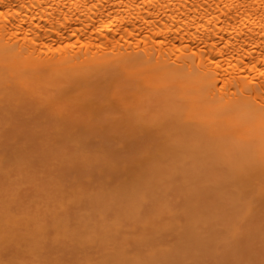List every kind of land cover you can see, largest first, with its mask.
Wrapping results in <instances>:
<instances>
[{
	"label": "bare ground",
	"instance_id": "obj_1",
	"mask_svg": "<svg viewBox=\"0 0 264 264\" xmlns=\"http://www.w3.org/2000/svg\"><path fill=\"white\" fill-rule=\"evenodd\" d=\"M106 75L110 77L107 76L108 79H106V81L111 79V76L112 78L114 76L115 81L121 80L129 85L127 86L126 83L122 82L124 84V86H122L124 90L126 88L123 92V88L120 89L118 87L122 85L121 81H116L118 85H116V83L115 85L117 87H112V96L110 93L109 95L105 93V95H108L107 98H109V102L107 101L108 103H106V101H103L105 102L104 104H98L97 102H101V100L97 102L93 100L97 89H93L92 82L96 78H98V82L99 80L103 81ZM111 81L115 83L113 79H111ZM111 81L109 80L108 82ZM117 89H119V91L122 90V92H118V96L115 94V98L113 93H117ZM94 90L96 92H94ZM112 97L113 99L110 101ZM30 106H33V108L31 107L30 110L31 115L28 112V118L31 119L32 116L35 119L38 116L46 117L51 121L57 122L54 124L55 127L61 121L64 124L65 119H82V123L84 119H89L90 121L97 117L96 114H93V111L96 110L100 113L105 109H107L108 113L114 110L116 111L114 114L116 115V117L114 116L115 126L117 127L118 124L116 121L118 120L120 124L122 122L125 123L126 126H120V130L122 131L123 128L125 135L131 133V136H133L132 132L141 133V131L144 130L141 133L142 135L145 133V136L148 135L147 137H151L149 135L153 132L152 136H157L161 140V143L157 145L163 146V150L160 148L159 151H157L158 147L155 146L157 152H154L160 156V158L158 156L160 160L157 162L158 158L156 155V163L152 160L155 164V166L152 164V167H154L152 169H160L162 167L165 169L168 167L163 166L165 165L164 162H171H167L168 165L173 162L174 165L177 166L174 167L178 175H181L179 177L183 179L181 183L184 184L185 182L187 186L184 188L186 193L188 189L191 188L192 190L194 189V192L198 193L197 195H199L201 191L202 194L205 192L206 197L208 196L207 199H210L209 197L213 195L214 198L212 199L211 197L212 201L209 200L211 201L209 202L210 204L208 202L204 203H207L206 207H209L211 210V212L207 214L209 208L207 209L204 206L202 208V206L198 205L204 199L201 197L202 195H199L200 202H198L195 197H190L191 195L188 193L186 197L185 194L181 196L179 191V193H175V197L176 194H179L183 201L189 197L192 201L193 198L192 202L187 199V201H185L187 204L185 203L186 205L184 207L180 206V213L183 217L179 219L181 215L178 216V210L176 213L177 207L176 209L174 208L175 210L172 212V208L168 205V201L162 200L165 202L161 203L160 199V195L164 196V189L170 188V185H172L170 184V180L176 181L180 179L179 177L177 178V176L175 179V175L173 177V174H170L171 177L169 178V170L165 171L166 169H160L159 171L158 169L160 174L155 175L156 177L159 175L158 179L162 185L165 182L164 180L167 182H165L166 185H169L165 188L162 187L163 191L157 190L156 192L157 187H155L151 181L152 175L149 176V179H146L147 181L144 179L145 183L141 180V182H143V189L142 185L140 186L137 182L134 183L135 186L134 184H132L133 186L130 185L131 188L128 187L129 185L127 183L126 188H128V190L134 187L132 192L126 191L127 189L121 191L119 187L120 183L113 184V187L111 185L114 192H111V197H108L110 203L114 204L115 201L116 203L119 201L117 203L118 207L116 205L113 206H115L114 208L117 209L118 212L119 209H122V214L124 216L128 208L125 206L130 204L128 210L131 209L130 211L132 212L133 210V212L130 213V211H128V213L136 216L134 219L132 217L133 223L134 221H140V229L134 224L130 225V222L127 223L128 219H126V216V222L123 221L124 217L122 221L119 220V218L121 219L119 213L117 217L113 219L112 214H110L108 210V214L107 212L106 214L109 217L111 215L110 218L113 219H111L112 221H108L104 216V212H99L98 210L97 215H90L91 218L96 219H94L95 221L89 218L85 220V211L81 212V210H79L81 214H78V209L76 210L73 206L74 201L81 200H73V195L71 194V202L70 198V200H68L63 196V201L67 199L68 202L66 201V204L69 206L71 202V207H74H72V210H76L75 212H77L79 217L83 216L81 218L82 221L76 223H84L83 228L89 231L88 236H85V238L88 241H92L91 243L95 244V241L99 240L98 242H100L102 240V246L105 248L108 239L114 238L115 235L118 236V232L119 234L123 233L122 238L124 239L121 241L123 246H121V242H119L121 245L117 243L118 246L120 245L119 248L116 245L118 250L120 247L121 249L118 251L114 246L116 248H114V250H116L117 254H114V251H112V253L107 250V254L109 253L110 255V253H112V255H115V258L112 257L115 264H181L180 261L177 260L178 257H175V255H178L181 260V255L184 257V255H188L189 252L187 254L186 251H182L186 254H181L179 249H183L184 247L182 245H187V242L188 246L190 245L189 250H192L191 245L194 243L199 247L198 249H200V243L197 244L196 242L197 240L200 242L199 240H201V237H203V240H206L205 242H208V244L212 242L213 245L211 248L213 246L215 247V249L214 247L212 248L211 251H213V253L210 255L209 252L211 251L208 250V254V247H205L207 244L203 245V243H201L204 247L203 251L206 248L203 256L208 255L211 258L212 255H217L220 250L224 249L220 247L219 250L218 246L233 244L236 247L233 249L232 253H228L227 256L232 254V258L235 259V252L238 251L236 255L240 257L237 258V263L264 264V0H0V118H9L8 112L14 110H20V114L22 115V111L24 112L25 108L30 109ZM28 109L26 110L29 111ZM17 112L18 111H14L12 113L15 114ZM25 112L23 114H25ZM20 114L17 113L18 117L16 114L15 116L20 118ZM10 115L12 114L10 113ZM21 118L24 120L23 117ZM105 118L108 120L110 117ZM38 119L42 120L40 118ZM100 120L101 119H99V121ZM6 121L8 120H2V122ZM68 121H66V123ZM128 121L132 127L127 124ZM48 123H50V121H48ZM126 127L129 130H127ZM111 131H115V129L113 130L112 127ZM127 137H129V135ZM67 143L70 144V141L68 140ZM155 143L156 142H154V144ZM79 150L80 147L78 151ZM145 152L148 154L145 157L143 156L144 160H142L143 158L140 160V167L145 163L142 161H146L145 164L148 163V160L145 159L150 160V156L154 159V153L150 155L149 151L147 152L146 150ZM166 152L174 153L175 157L174 154H172L169 159L167 155L170 154ZM165 155L168 158H164ZM162 157L166 161H164ZM52 159L54 160L55 158ZM57 160L58 159L54 161ZM140 161H136V167L138 166L137 162ZM163 170L167 172L166 175H162ZM140 171L142 170L140 169ZM154 172H156V170H154ZM138 173L139 171L137 175ZM160 175L163 176L162 178H164V180L161 181ZM134 177L137 179V176ZM166 178L168 180L170 179L169 182ZM129 179L132 180L131 177ZM135 179L133 180L134 182ZM140 179L141 178H139V181ZM130 183L133 182L131 181ZM125 184L126 183H124V187ZM147 184L150 185L148 186ZM183 184L181 186L182 188L185 186ZM116 185H119L117 186L118 189H116ZM57 188L54 189V195ZM146 188L149 190H146ZM171 188L168 189L169 191H166H173V188ZM64 189L65 188L62 189L64 192L63 195L66 192ZM93 189H95V187ZM97 189L99 188H96V190ZM150 189L155 190V194L153 193L155 198L151 194L153 190ZM74 190L76 189H73V191ZM104 193H106V191L102 192V194ZM91 194L87 193L88 196H91ZM112 194L114 197H112ZM74 195L76 196V193H74ZM92 195V199H97V202H99L98 198L95 197L96 195ZM133 195L134 202H132L131 205V203L128 202V198L130 197V199H133V197H131ZM144 195L150 196L153 198V201L156 200V202L160 200L158 203L163 205H155L158 207V210H160L157 211L159 216L155 212L154 214L156 215L154 218L152 215L153 219L150 216L147 222L142 223L139 219L140 216L143 215V212L139 210L143 207L145 212V200L150 199L148 197L145 198ZM156 195H159L158 201ZM166 195L167 194H165V197ZM58 196L55 195L60 202L61 195L59 194ZM137 196L138 199L136 200ZM51 198L49 197L50 202H48L50 206L51 204L54 205L53 203L56 204ZM111 199L114 200L112 201ZM123 199L127 202L125 203ZM207 199L205 200L207 201ZM214 199L216 202L218 201V203L224 201V205L226 203L225 209H223L222 204L218 206V203L216 204V202L213 201ZM95 200L94 202H96ZM7 201L6 199L5 204ZM10 201L13 202L14 200ZM10 201H8L9 204ZM89 201L92 202L93 200L90 199ZM45 202H43L44 206ZM174 202L176 203V201ZM110 203L108 204L110 205ZM121 203L125 205H123L124 208H122ZM172 203V207L177 206L175 203L173 206ZM214 203L215 206L217 205L216 207L213 205ZM63 204L65 207L62 204H60V209L58 207L59 211H61V215L58 212L60 220L63 218L62 209L65 211L64 208H67L65 201ZM96 204L98 205L99 203H95V206ZM135 204L138 205H136L137 208H135ZM140 204L141 207L139 206ZM142 204L144 206H142ZM58 205L59 203H57V206ZM210 205L212 207L214 206L215 209H212ZM77 206L81 207V204H77ZM69 207L67 212L70 213L73 218V211L69 210ZM156 207L155 209L157 210ZM219 207H222L221 210ZM5 208L6 206L4 209ZM56 208L57 207H55V209ZM217 208H219V210ZM34 210H38V216V206H35ZM189 210H191V212H189ZM214 210H218V212ZM3 211L0 210L1 213ZM197 211H201V213L198 215ZM204 211H206V213ZM5 212H7L6 209ZM32 212L33 210L30 212V216L33 215ZM140 212L141 215L139 216ZM147 212L149 213L148 208ZM167 212L169 214L172 212V215H174L173 219L178 217V226L175 225L177 219L172 223L171 220L173 219L165 216ZM220 212L221 216L219 215ZM222 212H224V214ZM148 213H146L145 216H148ZM225 213H229V215ZM7 214L3 216L10 222L8 220L10 218L7 217ZM27 214L29 216V212H27ZM64 214L66 215V213ZM190 214H194L195 218L193 219V216ZM195 214H197V216ZM70 215L68 214L67 216ZM28 216H25V218H27L24 219L25 222L21 219L23 221L21 224H19V218H21V216L18 217V223H10V226L8 225L9 223L6 222V219L2 222L3 224L5 223L7 227L5 226L6 229L4 230H2L4 227H2V229L0 228L1 246L4 244L3 242L7 240L5 235L8 236V233L6 234L5 232L6 230L10 231V227H14L16 237L20 235L19 226L20 229L21 227L29 228V226L31 228L32 224L27 225L28 222H32ZM40 216L43 217L41 213ZM10 217H12V215ZM41 217V223L45 220L47 222L50 218V225L56 220L55 225L57 226L55 227L53 225L52 227L56 232L51 229L49 230L52 231L53 234H56L54 235L57 239H54H56L57 242H62L59 241L60 239L58 237L62 240L63 237L65 238L64 235L67 234L69 229L67 222H65V225H61L62 223H59L60 220L58 217L55 219L56 217L52 216L54 218L53 220L51 214L48 216V219L44 217V219L42 218L41 220ZM235 217L239 218L237 219L238 226H236L237 221H234V219H236ZM31 218L34 217L32 216ZM165 218H167L168 223H172V225L167 224V221L164 220ZM170 218L171 220L169 221ZM191 218L193 220H191ZM161 219L165 221L166 224ZM182 219L185 220L183 223L181 222ZM210 219L212 220L210 221ZM215 220H217V222L222 221L221 224L218 222L220 225H223L222 223H226L228 220V222L224 224L226 230L222 229L223 227L218 225L217 222L214 224L218 227L214 229L215 227H213L212 223L215 222ZM120 221L121 223L125 222L129 224L131 226L130 228H134V231L141 230L138 232L136 231V239H134L135 235L132 236L135 232H132L133 230L131 231V229L130 234L128 233V235L132 237L131 239L129 236V239L126 237V233L124 235L123 230L128 232L129 229L126 228L125 224V226H122L123 223L120 225ZM35 222L37 224V220L33 221L34 224ZM40 222L38 223L39 225L32 226V230L34 229L33 233H35L33 236L35 238L38 237L40 233L42 236L43 233H45V226L43 223L40 224ZM72 222L73 221H71V224ZM159 222L164 224L160 223L161 226L159 227ZM58 223L60 224V228L58 227ZM154 225L155 227L156 225L158 226L156 227V231L155 227H153ZM209 225L212 226L213 229L212 227L209 228ZM76 226L74 225V227ZM46 227H48V224H46ZM122 227L123 230H121ZM200 228H203V231L200 230ZM29 229H27V231L31 233ZM149 229H152L151 231L154 229L156 233L155 237H152L148 233ZM207 229H209V231L210 229H212L211 231L217 230V233L212 232L214 236H211L207 234ZM221 229L223 233H225H222V235L219 233L221 236L220 238L218 231H221ZM16 230L19 231L16 232ZM24 230L26 229H21V233H24ZM79 231L81 233L83 230L79 229ZM171 231H174L173 233L177 236V240L175 241L177 244L174 242V248L173 244H170L172 247H167L166 245L163 247V244L161 246L160 243L162 241L164 243V236H167L163 234H172ZM204 231L206 232L203 233ZM83 232L80 235H84ZM116 232L117 234H115ZM184 232L187 234L189 233V236L184 235ZM72 233L73 231L70 230L68 236ZM99 235L100 237H98ZM206 235L209 236V238L211 236L212 239L207 238ZM9 237H11V235ZM107 237L108 239H105ZM120 237H117V240H119ZM147 237L150 239H147ZM173 237L174 234L171 240H173ZM215 237L220 239V243L218 242L219 239H217V242L214 240L216 239ZM27 238L30 237L28 236ZM151 238L154 240L156 238L158 239L155 241L162 240L158 244L159 246L156 244L157 249L151 250L150 246L148 245V247L146 245L149 241L153 244L154 240L152 239L153 241H151ZM184 238L187 242H184ZM188 238H191L190 241H196L190 244ZM126 239L130 240L132 243L126 241ZM132 239H134V242ZM207 239L209 240L207 241ZM65 240L67 241L70 239L66 238ZM39 241H42V237ZM125 241L130 243L128 244L130 249L131 246H133L131 244L135 243V247L145 244L150 251H146L145 249L146 253L145 251H140V253H144V256H140V253H136V255L134 253L133 256L128 255V253H124L127 248V244H124L126 243ZM85 243L86 242H84V244ZM111 243L113 244L114 242ZM111 243L109 242V244ZM195 245H193L195 251L193 250V253H190L193 254L194 257L196 254H199L197 253L198 251L196 252L197 247ZM86 246H89V244L84 245V247ZM98 246L100 247V245H97V247ZM33 247L35 248V246ZM176 247L178 248L176 249ZM110 249L112 250V247ZM135 250H137V248H135ZM2 251L1 248L0 253ZM173 251L174 253L172 256L171 254ZM34 252H36V249ZM37 253H39V251ZM34 254L35 253L31 254V258L36 261L40 258V255L36 258L33 257ZM188 256L190 257V255ZM21 257L19 255V259L17 260L19 261ZM24 257L28 258V256ZM24 257L22 259L26 260ZM104 257L102 255V258ZM1 258L0 261H3ZM184 258L182 259L183 261L181 260L183 264L193 263L192 260L189 262V259L188 262L186 261V263H184ZM218 258L222 260L221 256ZM193 259L195 261V258ZM200 259L201 258L197 257V260ZM101 260L102 259H100L98 263L101 264ZM105 260L106 258L104 261ZM11 261L13 260L11 259ZM21 261L18 263L21 264ZM27 261H29V258ZM235 261L237 260H234V262ZM211 262L213 261L211 260L210 263ZM224 262H227V259L224 260ZM96 263L97 261L94 262V264ZM12 264H16V261ZM27 264H33V262ZM45 264H47V262ZM229 264H233V261Z\"/></svg>",
	"mask_w": 264,
	"mask_h": 264
},
{
	"label": "rangeland",
	"instance_id": "obj_2",
	"mask_svg": "<svg viewBox=\"0 0 264 264\" xmlns=\"http://www.w3.org/2000/svg\"><path fill=\"white\" fill-rule=\"evenodd\" d=\"M107 76L109 77V75H106V76H104V80L102 81V80H99V82H98V78H96V79H94L93 80V82H96V83H93L92 82V87H94L93 89H97L96 91L94 90V92H96V95H94V97H93V100H95L96 102L97 101H99V100H101V102L99 101V102H97L98 104L99 103H105V102H103V101H106V103H108L109 102V98H107L108 97V95H109V93H110V95L112 96V87L114 88L116 85H118V82H116V81H119V80H116L115 81V78H114V76H113V78H112V76H111V79H113L114 81H115V83H113V81H111V79H109L111 82H108L109 80H107L106 81V79H108L107 78ZM106 77V78H105ZM100 78V77H99ZM110 78V77H109ZM121 81V80H120ZM119 81V82H120ZM108 82V83H107ZM122 82H124V81H121V83ZM100 83H102V84H100ZM107 83V84H106ZM117 83V84H116ZM124 83H126V82H124ZM111 84V85H110ZM114 84V85H113ZM116 84V85H115ZM127 84V83H126ZM126 84H125V86H126ZM120 85V84H119ZM129 84H127V86H128ZM122 86H124V84L122 83V85L121 86H118L120 89L121 88H123L122 90H123V92L126 90V88H125V90H124V87H122ZM126 86V87H127ZM117 87V86H116ZM101 92H103V93H101ZM115 90V89H114ZM122 90L121 91H119V89H117V93H115L114 91V97H115V94H117V96H118V92H122ZM107 91V92H106ZM100 92V93H99ZM105 93H107L108 95H105ZM100 94V95H99ZM97 95H99V96H97ZM102 95V96H101ZM121 95H122V93H121ZM101 96V97H100ZM98 97V98H97ZM97 100H96V99ZM116 98V97H115ZM119 98V97H118ZM111 99H113V97L112 98H110V101H112ZM108 101V102H107ZM102 104V105H103ZM31 107L33 108V106H30V109H28V108H25V111L27 112H25V114H23L24 112L22 111V115L20 114V110H14V111H18L17 113H19L20 114V118H17L18 116H17V113H15L16 114V116H15V114L14 113H12V112H14V111H9L8 113V116H10L9 118H0V210L1 211H3L2 213L0 212V216L2 217L3 215H6L7 214V212H8V218H10V219H8L10 222H8L7 221V218H5L4 216L0 219V221H1V229H2V227H4L2 230H4V229H6V227H7V225H5V223L3 224L2 222L6 219V222H8L9 224V226H10V223H14V222H17L18 221V217L19 216H21V218H19L20 219V223L19 224H21V222L23 223V221L25 222V220L24 219H27V218H25V216L27 217L28 216V214H27V212H29V219L32 221V222H28L27 223V225H31L32 224V226L34 225H39L38 223L40 222V213H41V215L43 216V217H41V220H42V218L44 219V217L46 218L47 217V219L49 218L48 216L51 214V218H53V217H56L55 219H57V217H58V212H59V214H60V212L61 211H59V209H60V204H62L63 206H64V201H65V205H66V207L67 208H64L65 209V211H63V209H62V217L63 218H61V220L59 219V217H58V219L60 220L59 221V223L61 224V225H65V222H67V226L69 227V229H68V232H67V234L66 235H64L65 236V238L63 237V240L60 238V237H58L59 239V241H62V242H57V237L53 234V232L52 231H50L49 229H51V230H53L52 229V227H53V225L56 227L57 225H55V222H56V220H55V222L54 223H52L51 225H50V218H49V220L46 222V220L43 222L42 221V223H43V225L45 226V233H43V236H42V234L40 233V235L38 236V237H34L33 236V234H35V233H33L34 231V229L32 230V226H31V228H30V226H29V228H23V227H21V229H26V230H24L23 232L25 233H21V229H20V226H19V230H20V235H19V232H18V235H19V237L17 238L16 237V233H15V229H14V227H10V231H7L6 230V234L8 233V236L7 235H5V237H6V241L5 242H3L4 244H2V246L0 247V251H1V248H2V252L0 253V256L2 257H0L1 259H3V261L1 260L0 262H1V264H12L13 262L15 263V261H16V264L18 263V262H20L21 261V259L24 257V256H28V258H29V261H27L28 260V258L27 257H24L26 260H23L22 259V261H21V264H27V263H31V262H33V264H45L46 262H47V264H85V263H87V264H91V263H93L94 264V262H96L97 261V263L96 264H100V263H98L99 262V260L100 259H102L103 260V262H102V260L100 261L101 262V264H103L104 262H106V263H104V264H115V262L112 260V257L113 258H115V255H112V251H114V254L116 253L117 254V252H116V250H114V248L116 247L117 248V246H118V244H120L119 242H121L122 241V239H124V238H122V236H123V233H121V234H119V232H118V236H116L115 235V237H114V234H113V237L114 238H110V239H108V237L107 238H105V239H108V243L106 244V247L104 248L103 246H102V243H101V241L100 242H98V241H95L96 243L94 244V243H91L92 241H88L86 238H85V236L87 237L88 236V230H86V229H84L83 228V226H84V223H80V224H78V223H76V222H78V221H82V217H79V215L78 214H81V212H84L85 213V215H86V217H85V220L86 219H95V218H91L90 217V215L92 216V215H97L98 214V212H97V210L99 211V212H104V216L106 217V219L108 220V221H112L114 218H116L117 217V214L119 213V216L121 217V219L119 218V220H121L122 221V219H123V217H124V219H123V221H125L126 222V220H125V216H126V219H128L127 221V223H129L130 225H136V227L138 228V229H140L139 227H141L140 226V221L138 222L137 220V222H135L134 221V223H133V219L134 218H136V216L135 215H133V214H130V213H132L133 212V210H132V212L130 211V210H128V208H129V206H130V204L128 205L127 204V206H125L123 203H124V201H125V199H123L124 201H123V203H121L122 204V208H124L123 207V205L125 206V207H128L127 208V210H126V212L127 213H125L126 215L124 216L123 214H122V209L120 210L119 209V212H118V210L117 209H115L114 207L115 206H113V205H116L117 206V203L119 202H117L116 203V201H115V203L113 204H111L110 203V200H109V198L108 197H111L110 196V194H111V192H114L113 191V189H112V187L115 185V184H119L120 183V186L119 185H116V187L117 186H119L120 187V189H121V191H125V189H127L126 191H129V192H132V190H134V187L132 188V189H129L128 190V188H126V186H127V183H128V187H130V185H132V184H134V183H138V184H140V186L142 185V183L144 182L145 183V180L146 179H149L150 177L149 176H151L152 175V177H151V181H152V183H153V185L155 186V187H157V189H156V192H157V190H162L163 191V188L162 187H168L167 185H166V180H164V178H162L163 176V174L164 175H166V173L167 172H164V170L165 171H167V170H169L168 171V173H169V178L171 177V175L170 174H173V177H174V175H175V179H176V176H177V178L179 177V176H181L180 174L178 175V173H177V170H176V168L175 167H177V166H175L174 165V163L172 162V164H169L168 165V163L167 162H169V161H167V162H164L165 163V165H163L162 163V165L163 166H166V167H168V168H160V169H164L163 170V173H162V175H160L161 176V181L162 180H164L165 182H164V186L161 184V182L159 181V175L156 177L155 175L156 174H160V169L159 168H157V169H152V168H154V167H152L153 165L155 166V164L153 163V161L156 163V161L155 160H157V159H155L156 158V155H157V153H154V152H157V151H159V149L161 148V150H163L162 149V147L163 146H161V145H157V144H159V143H161L160 141V139L156 136V137H153L152 135H153V132H151L152 134L151 135H149V136H151V137H147L148 135H146L145 136V133H144V135H142L141 133H142V131H144V130H140L141 131V133H136L134 130V132H132V135L133 136H131V133H127L128 135H129V137H127L128 135L126 134L125 135V133H124V131H123V128H122V131L120 130L121 129V127L120 126H123V125H125L126 126V124L125 123H121L120 124V121L118 120V121H116L117 122V127L115 126V120H114V116L116 117V115H114L115 113H116V111H110V113H108L107 112V109H105V110H103L101 113L98 111V110H96V111H93V114H96V116L97 117H95V118H93V119H91L90 121H89V119L88 120H86V119H84V121H83V123L81 122L82 121V119H79V120H73V119H68V120H70V121H68V120H66L65 119V121H64V124H63V122H62V124H61V122L55 127L54 126V124H56L57 122H55V121H51L49 118L47 119L46 117H36V119L32 116H30L31 117V119L30 118H28L29 116H27V115H29L28 114V112L30 113V110H31ZM26 109H28L29 111H27ZM106 113H105V112ZM10 113L12 114V115H10ZM103 113H104V115H103ZM2 114H5V113H2ZM13 114H14V117H13ZM30 115H31V113H30ZM101 115V116H100ZM7 116V117H8ZM0 117H1V113H0ZM21 117H23L24 118V120L21 118ZM26 117V118H25ZM105 117H110V118H108V120H106V118ZM12 118H13V120H12ZM33 118V119H32ZM38 118H40V119H42V120H39ZM4 119H7L8 121H6V122H2V120L4 121ZM22 119V120H21ZM99 119H101L100 121H99ZM11 120V121H10ZM34 122H33V121ZM74 121V123H73V121ZM95 120V121H94ZM32 121V122H31ZM48 121H50V123H48ZM66 121H68L67 123H66ZM93 122V123H92ZM111 122V123H110ZM53 123V124H52ZM120 124V125H119ZM127 124L129 125V126H131L130 125V123H129V121L127 122ZM62 125V126H61ZM106 125H107V128H106ZM115 126V128H114V126ZM128 126V127H129ZM112 129V127H113V130L115 129V131H111V129ZM132 127V126H131ZM125 129V128H124ZM126 129L127 130H129L130 129V127H129V129L126 127ZM118 130V131H117ZM138 131V130H137ZM141 134V135H140ZM142 136H143V138H142ZM145 138H146V140H145ZM144 139V140H143ZM155 141H154V140ZM68 140L70 141V144L69 143H67L68 142ZM151 140V141H150ZM74 141H76V142H74ZM154 142H156L155 144H154ZM158 147L157 148V151H156V147ZM160 146V147H159ZM79 147H80V150L78 151V149H79ZM147 150V152L149 151V154L151 155V153H152V155H153V153H154V156H153V158L154 159H152L151 158V156H150V160L149 159H145V160H148V163H149V165H148V163L147 164H145L146 163V161H142L144 164L140 167V164H141V159L143 158V156L145 157L148 153H146L145 151ZM167 154H170V155H167L168 157H169V159H170V156L172 155V154H174V153H172V152H170V153H168V152H166ZM68 154V155H67ZM165 154V153H164ZM54 156V157H53ZM158 156L159 155H157V158H158ZM166 157V155L164 156V158ZM168 157H166V158H168ZM174 157H175V154H174ZM173 157V158H174ZM52 158H55L54 160H56V159H58L57 161H54ZM147 158V157H146ZM159 158H160V156H159ZM158 158V160H157V162H159V159ZM163 157H162V159H164ZM137 160H139L140 162H137L138 163V166L136 167L135 166V163H136V161ZM142 160H144V158L142 159ZM153 160V161H152ZM168 160V159H167ZM174 160V159H173ZM172 160V161H173ZM176 160V159H175ZM164 161H166L165 159H164ZM171 161V160H170ZM55 163V164H54ZM169 163H171V162H169ZM52 164H54V165H52ZM153 164V165H152ZM175 164H176V161H175ZM168 165V166H167ZM170 166V167H169ZM175 166V167H174ZM115 169H114V168ZM159 167H161V166H159ZM170 168V169H169ZM140 169L143 171H140ZM158 169H159V171H158ZM146 170V171H145ZM147 170H148V172H147ZM154 170H156V172H154ZM139 171V173H138V175H137V172ZM170 171H172V172H170ZM150 172V173H149ZM142 173H144V174H142ZM131 174V175H130ZM142 174V175H141ZM156 177H154V176ZM134 176H137L136 178L137 179H135V177ZM140 176V177H139ZM128 177V178H127ZM131 177V179L132 180H130L129 178ZM145 177H147V178H145ZM139 178H141L140 179V181H139ZM180 178V177H179ZM135 179V182L133 181ZM145 179V180H144ZM167 179V178H166ZM172 179V178H171ZM124 180V181H123ZM128 180V181H127ZM141 180L143 181V182H141ZM170 180V179H169ZM169 180L167 179V181L169 182ZM183 179H177L176 181H171L170 180V184H172L173 185V187H172V185H170V188L172 187L173 188V191H171L170 190V192H167L166 190H168V189H170L169 187L168 188H166V189H164V192H163V194H164V196H161L160 195V199H161V203L162 202H165V201H162V200H167L168 201V205L169 206H171L170 208H172V212H173V210H175L176 209V207H177V209H176V213H177V210H178V216L179 215H181V213H180V208L181 207H184L187 203L185 202V201H187V199H189L190 197H195V199H197V201L198 202H200L199 201V195H202L201 197H203L201 200V205H200V203L198 204L199 206H202V208H203V206L205 207V208H209V207H206V204H204L205 202H211L212 201V199L214 198L213 197V195L211 196L212 197V199H211V197H209L210 199H207L208 198V196L206 197V194H205V192H203L204 194H202V191H201V193L199 194V195H197L198 193H196V192H194V189L192 190L191 188L190 189H188V194L189 195H191L189 198H187L186 200H182V197H180V195L179 194H176V197H175V193H179L180 192V194H181V196H184V194H185V197H186V192L184 191V188L185 187H187L186 185H185V182H184V184L183 183H181V181H182ZM133 182V183H130V182ZM147 181V180H146ZM185 181V180H184ZM59 182V183H58ZM141 182V183H140ZM149 182H150V180H149ZM172 182V183H171ZM124 183H126L125 184V187H124ZM163 183V182H162ZM181 183V184H180ZM54 184H55V186H54ZM114 184V185H113ZM137 184V185H138ZM169 184V183H168ZM182 184L183 185H185L183 188L181 187L182 186ZM57 185V186H56ZM104 185V186H103ZM111 185H112V187H111ZM148 186L150 185V184H147ZM59 186V187H58ZM61 186V187H60ZM133 186V185H132ZM134 186H135V184H134ZM175 186V187H174ZM51 188V190H50V188ZM55 187V188H54ZM58 187V188H57ZM95 187V189H93V188ZM115 187V188H116ZM137 187V186H136ZM135 187V188H136ZM139 187V186H138ZM177 187H178V189H177ZM189 187H191V186H189ZM57 188V190H58V192H57V190H55V195L56 196H58L59 194L61 195L60 197V199H61V201L59 202V196H58V198H56L55 197V195H54V189H56ZM61 188V189H60ZM63 188H65L64 189V191H66L65 192V194L63 195ZM96 188H99V189H97L96 190ZM102 188H104V189H102ZM114 188V189H115ZM131 188V187H130ZM144 188H145V185H144ZM171 188V189H172ZM72 189V190H71ZM73 189H76V190H74L73 191ZM116 189H118V187L116 188ZM115 189V190H116ZM142 189H143V185H142ZM92 192V194H95L96 196L95 197H97L98 198V201L99 202H97V199L95 200V199H92L93 198V195L91 194V192ZM94 192H93V191ZM102 190H104V191H102ZM112 190V191H111ZM146 190H149V189H147L146 188ZM150 190H153V189H150ZM62 191V192H61ZM70 192V194H69V192ZM77 191V192H76ZM79 191V192H78ZM84 193H83V192ZM89 191V192H88ZM99 191V192H98ZM106 191V193H107V195H106V193H104V194H102V192H105ZM142 191H144V190H142ZM161 191V192H162ZM169 191V190H168ZM179 191V192H178ZM204 191V190H203ZM50 192H52V193H50ZM96 192V193H95ZM98 192V193H97ZM152 192V191H151ZM174 192V193H173ZM59 193V194H58ZM74 193H76V196L74 195ZM87 193L88 194H91V196H88L87 195ZM115 193H116V191H115ZM128 193V192H127ZM153 193L155 194V190H153V192L151 193L152 194V196H153ZM58 194V195H57ZM69 196H68V195ZM73 195L72 196V199L73 200H76V199H80L81 201H74V203H73V206L76 208V210H77V212H78V214H77V212H75L76 210H72V207H71V205H72V199H71V197H70V195ZM98 194V195H97ZM119 194V193H118ZM122 194V193H121ZM165 194H167L166 195V197H165ZM183 194V195H182ZM48 195V196H47ZM51 195V196H50ZM83 195V196H82ZM113 195V194H112ZM146 195V194H145ZM144 195V197L145 198H150V199H144L145 200V204L147 205H143L142 204V206H144V208H145V212L146 213H148L147 212V208H148V211H149V213L147 214L148 216H145V212H144V210H143V207H141V204L139 205L140 207H141V210H139V211H141V212H143V215H141V212L139 213V216H140V219L139 218H137V219H139V220H141L142 221V223H144V222H147L148 221V219H150L149 217L151 216V218H152V215H153V218L155 217V215L156 214H158V212L157 211H160V210H158V207H156L155 205H158V204H160V205H163V204H161V203H158V202H160V200L158 201V196L156 197L157 198V201L158 202H156V200L155 201H153V198H151L150 196H145ZM148 195H149V193H148ZM170 195V196H169ZM174 195V196H173ZM11 196H12V198H11ZM63 196H65V198H67L68 200H70L71 199V202H70V204H69V206L66 204V201H67V199L66 200H64L63 201V199H64V197ZM68 196V197H67ZM78 196V197H77ZM125 196V195H124ZM129 196V195H128ZM209 196H210V193H209ZM49 197L51 198V200L53 201V202H56V204L55 203H53L54 205H56V206H54V205H52L51 204V206L49 205L50 203H48V202H50V200H49ZM83 197V198H82ZM88 199H87V198ZM106 197V198H105ZM112 197H114V195L112 196ZM116 197H117V193H116ZM115 197V198H116ZM121 197V196H120ZM131 197H133V199H130V197L128 198V202H130L131 203V205H132V202H134L133 200H134V195L133 196H131ZM136 197V196H135ZM154 197V196H153ZM173 197H175V198H173ZM184 197V198H185ZM48 198V199H47ZM70 198V199H69ZM91 200H93L92 202L91 201H89L90 199ZM114 198V199H115ZM122 198V197H121ZM155 198V197H154ZM170 198V199H169ZM176 198H178V199H176ZM181 198V199H180ZM193 198H192V201H193ZM8 200V201H10V200H14L13 202L12 201H10V204L8 203V201L6 202V204H5V200ZM100 199V200H99ZM102 199V200H101ZM113 199V200H114ZM138 199V196H137V198H136V200ZM175 199V200H174ZM205 199H207V201L205 200ZM56 200V201H55ZM94 200L96 201V202H94ZM106 200V201H105ZM112 200V199H111ZM112 200V201H113ZM116 200H117V198H116ZM120 200V199H119ZM135 200V201H136ZM171 200V201H170ZM178 200V201H177ZM190 200V199H189ZM209 200H211V201H209ZM46 201V202H45ZM51 201V202H52ZM58 201V202H57ZM85 201H87V202H85ZM142 201V200H141ZM174 201H176V203L174 202ZM191 201V200H190ZM191 201V202H192ZM195 201V200H194ZM213 201H215V199L213 200ZM220 201V200H219ZM43 202H45V206H44V204H43ZM63 202V203H62ZM68 202V201H67ZM127 201H125V203H126ZM139 202V201H138ZM155 202H156V204H155ZM173 202V203H172ZM178 202V203H177ZM179 202H180V204H179ZM216 202V201H215ZM224 202V201H223ZM223 202H220V203H218V201L216 202V204L219 206V204L221 205H223V209H225L224 207L226 206V203H225V205H224V203ZM57 203H59V205L57 206ZM75 203H77V204H81V207H78L77 206V204H75ZM92 203V204H91ZM95 203H99L98 205L96 204V206H95ZM108 203H110V205L108 204ZM137 203V202H136ZM171 203L173 204V206L176 204L177 206H174V207H172V205H171ZM175 203V204H174ZM186 203V204H185ZM7 204H8V206H7ZM30 204V205H29ZM108 204V205H107ZM138 204V203H137ZM137 204H135V208H137L136 207V205ZM179 204V205H178ZM182 204V205H181ZM188 204H189V202H188ZM192 204V203H191ZM190 204V205H191ZM204 204V205H203ZM210 204V203H209ZM212 204V203H211ZM6 206V211L7 212H5V209H4V207ZM12 205V206H11ZM120 205V204H119ZM149 205V206H148ZM167 205V204H166ZM192 205H194V204H192ZM214 206H215V203L213 204ZM216 205V206H217ZM10 206V207H9ZM35 208V206H38V209H39V214H38V216H37V212H38V210H34V208ZM53 206H54V208H53ZM62 206V207H63ZM78 208H77V207ZM113 208H112V207ZM138 206V205H137ZM151 206V207H150ZM157 208V210L155 209V207ZM181 206V207H180ZM214 206L212 207L211 205H210V207L213 209L214 208ZM215 206V207H216ZM51 207V208H50ZM55 207H57L56 209L58 210H56L55 209ZM58 207H59V209H58ZM65 207V206H64ZM68 207H69V210H71V211H73V218L71 217V215H70V213H68L67 212V209H68ZM73 207V208H74ZM101 207V208H100ZM118 207V206H117ZM165 207V206H164ZM187 207V206H186ZM49 208V209H48ZM71 208V209H70ZM103 208V209H102ZM149 208H150V210H149ZM175 208V209H174ZM220 208V207H219ZM219 208H217L218 210H219ZM222 208V207H221ZM221 208H220V210H221ZM46 209V210H45ZM114 209V210H113ZM152 209V210H151ZM156 211H155V210ZM187 209H188V207H187ZM191 209V208H190ZM201 209V208H200ZM215 209V208H214ZM33 210V212H32V216L34 217V218H31L32 216H30V212ZM45 210V211H44ZM53 210H56V211H53ZM68 210V211H69ZM79 210H81V212L79 213ZM107 210H108V212L110 211V214H112V218H110L111 217V215H110V217L107 215L108 214V212H107ZM117 210V211H116ZM154 210V211H153ZM204 210V209H203ZM209 210V211H208ZM207 210V214H208V212H211V210H210V208ZM218 210L216 211V210H214V211H216V212H218ZM36 213H35V212ZM128 211H130V213H128ZM152 211V212H151ZM162 211V210H161ZM224 211V210H223ZM70 212V211H69ZM106 212H107V214H106ZM135 212H136V210H135ZM134 212V213H135ZM156 212V214H154ZM172 212L169 214L168 212H167V215H165L164 213H166V212H164L163 214L167 217H171L172 219H173V216L174 215H172ZM185 212V211H184ZM189 212H191V210H189ZM205 213H206V211H204ZM204 212H202V213H204ZM215 212V213H216ZM4 213V214H3ZM47 213V214H46ZM53 213H57V214H53ZM64 213H66V215L64 214ZM76 213V214H75ZM114 213V214H113ZM194 213V212H193ZM197 213H198V215L201 213V211L199 212V211H197ZM204 213V214H205ZM223 214H224V212H222ZM9 214H11L12 215V217H10L11 215H9ZM34 214H36V215H34ZM64 214V215H63ZM70 215V216H67V215ZM75 214V215H74ZM174 214V213H173ZM188 214V213H187ZM186 214V215H187ZM226 214V213H225ZM15 215H19V216H15ZM57 215V216H56ZM61 215V214H60ZM59 215V216H60ZM84 215V214H83ZM131 215V216H130ZM191 216H193V219L195 218L194 217V214L192 215V214H190ZM196 216H197V214H195ZM206 215V214H205ZM219 215L221 216V212L219 213ZM226 215H229V213L228 214H226ZM37 218H36V217ZM40 216V217H39ZM53 216V217H52ZM75 216V217H74ZM138 216V215H137ZM158 216H159V214H158ZM161 216V215H160ZM164 216V217H165ZM177 216V215H176ZM204 216V215H203ZM39 217V218H38ZM132 217H133V219H132ZM148 217V218H147ZM162 217H163V215H162ZM180 217H183L182 215L181 216H179V219H180ZM184 217H185V215H184ZM71 218V219H70ZM152 218V219H153ZM171 218L169 219V221L171 220ZM178 217H176V218H174L173 220H171V222L173 223V221L175 220V219H177ZM232 218H233V216H232ZM236 218V217H235ZM3 219V220H2ZM23 221H22V220ZM69 219H70V221H69ZM112 219V220H111ZM192 218H191V220H193ZM213 219V218H212ZM212 219H210V221L212 220ZM237 219H239V218H236V219H234V221L236 220L237 221ZM35 220H37V224H36V222H35V224L33 223V221H35ZM52 220V219H51ZM53 220H54V218H53ZM96 220V219H95ZM94 220V221H95ZM162 220V219H161ZM165 221H167V224H170V223H168V219L167 218H165L164 219ZM219 220V219H218ZM27 221V220H26ZM29 221V220H28ZM71 221H73L72 222V224H71ZM121 221H120V225H122V223H123V225L122 226H125L126 225V228H128L129 229V231L128 232H126V231H124L123 230V227H122V229L121 230H123V232H124V235H125V233L127 234L126 235V237H130V235H128V233L130 234V229H131V231L132 232H135V234L133 233V235L132 236H134L135 235V238L134 239H136L137 237H136V231H134V228L132 229V228H130L131 226L129 225V224H127V223H125V222H122L121 223ZM163 221V220H162ZM161 221V222H162ZM165 221H163V222H165ZM185 220H183L182 219V223L184 222ZM187 221L189 222V220H188V218H187ZM210 221H209V224L211 225V223H210ZM53 222V221H52ZM58 222V221H57ZM75 222V223H74ZM161 222H159V227L161 226L160 225V223ZM180 222V221H179ZM208 222V221H207ZM217 222V220H215V222H213L212 223V225H213V227H215L214 229H217V225L216 224H214V223H216ZM218 222H220V224H221V222L222 221H218ZM217 222V224L218 225H220L219 223ZM227 222H228V220H227ZM226 222V223H227ZM18 223V222H17ZM41 222H40V224H42ZM58 223V224H59ZM64 223V224H63ZM141 223V224H142ZM172 223L170 224V225H172ZM185 223H187V222H185ZM185 223H184V225H185ZM226 223H222L223 225H220L221 227H223L222 229H224V230H226V228L224 227V224H226ZM232 223H234V222H232ZM46 224H48V227H46ZM57 224V223H56ZM60 224L58 225V227L60 226ZM76 224H77V226H76ZM91 224H92V222H91ZM125 224V225H124ZM161 224H164V223H161ZM165 224H166V222H165ZM238 224V221H237V223H236V226H238L237 225ZM4 225V226H3ZM14 225V224H13ZM13 225H11V226H13ZM73 227H72V226ZM74 225L76 226V227H74ZM175 225H179V223H178V219L175 221ZM209 225V228H211L212 226H210ZM216 225V226H215ZM6 226V227H5ZM164 226V225H163ZM189 226V225H188ZM50 227V228H49ZM57 227V228H58ZM62 227V226H61ZM78 227V228H77ZM134 227V226H133ZM153 227H155V225L153 226ZM152 227V228H153ZM156 227H158L157 225H156ZM156 227H155V231H156ZM205 227V226H204ZM213 227H212V229H213ZM228 227V226H227ZM17 228V227H16ZM56 228V229H57ZM60 228V227H59ZM71 228V229H70ZM74 228H76V229H74ZM120 228H121V226H120ZM125 228V227H124ZM125 228V229H126ZM220 228V227H219ZM27 229H29V231L31 232V233H29L28 231H27ZM55 229V228H54ZM62 229V228H61ZM64 229V228H63ZM66 229V228H65ZM79 229H81V230H83V231H81V233L83 232L84 233V235H83V237H82V235H80L81 233H80V231H79ZM128 229H126V230H128ZM203 229V228H202ZM201 228H200V230H202ZM212 229H210V231H209V229H207L208 231H207V234H209V235H211V236H214V232H216L217 233V230L215 231H211ZM222 229H221V231H222ZM19 230H16V232L17 231H19ZM32 230V231H31ZM58 230V229H57ZM73 231V233L72 234H70L69 236H68V233H69V231ZM119 230V229H118ZM152 229H149L148 231V233L152 236V237H155L156 236V233H155V231H154V229H153V231H151ZM170 230H173V229H170ZM176 230V229H175ZM174 230V231H175ZM186 230V229H185ZM190 230V229H189ZM205 230V229H204ZM219 230V229H218ZM54 232H56V230H53ZM61 231V230H60ZM120 231V230H119ZM138 231H141V230H138ZM137 231V232H138ZM173 231V232H174ZM203 231V230H202ZM221 231H218V235H219V233H221L220 235H222V233H223V231L221 232ZM43 232V231H42ZM76 232V233H75ZM78 232V233H77ZM85 232H87V233H85ZM122 232V231H121ZM172 231H171V233L172 234H170L169 233V235L168 234H163V235H167V236H164V243H163V241L161 242L160 240L159 241H155L153 238H151V241H153V244H151L150 243V241L149 242H147V246L149 245L150 246V249L152 250V249H157V245L160 243L161 244V246H162V244H163V247H164V245H166L167 247H172V245H170V244H173V248H174V246H175V241L177 240V236L175 235V233H173ZM206 231H204L203 233H205ZM213 232V233H212ZM11 233V234H10ZM71 233V232H70ZM140 233V232H139ZM168 233V232H167ZM178 233V232H177ZM176 233V234H177ZM211 233V234H210ZM215 233V235H216V237H217V234ZM225 233V232H224ZM223 233V234H224ZM11 235V237H9L10 235ZM27 234V235H26ZM29 234H31V235H29ZM48 234V235H47ZM115 234H117V232L115 233ZM174 234V237H175V240H174V237L172 238L173 240H171V237H172V235ZM189 234V233H188ZM187 233H185L184 232V235H188ZM213 234V235H212ZM23 235V236H22ZM26 235V236H25ZM148 236V237H151V236ZM162 235V234H161ZM219 235V236H220ZM30 237V238H27V237ZM49 236V237H48ZM121 236V237H120ZM138 236V235H137ZM160 236V235H159ZM178 236H179V234H178ZM181 236V235H180ZM189 236V235H188ZM187 236V237H188ZM207 236V235H206ZM211 236H210V238H211ZM8 237V238H7ZM23 237H25V238H23ZM41 237H42V241H39V239H41ZM71 237V238H70ZM80 237V238H79ZM98 237H100V235L98 236ZM117 237H120L119 238V240H117ZM129 237H128V239H129ZM139 237V236H138ZM146 237V236H145ZM144 237V238H145ZM147 237V239H150V238H148ZM163 237V236H162ZM183 237V236H182ZM215 237V238H216ZM223 237V236H222ZM21 238V239H20ZM48 240H47V239ZM54 238H56V239H54ZM70 239V240H65V239ZM132 237H130V239H131ZM160 238V237H159ZM167 238H169V239H167ZM186 238V237H185ZM185 238H184V242H187V241H185ZM207 238H209V236H207ZM209 238V239H210ZM220 238H221V236H220ZM28 239H29V241H28ZM34 239V240H33ZM101 239V238H100ZM103 239V238H102ZM128 239H126V241H129L130 243H132L130 240H128ZM134 239H132V241L134 240ZM143 239V238H142ZM153 239V240H152ZM181 239V238H180ZM187 239V238H186ZM191 239V238H190ZM190 239L188 238V240H189V242H190V244H191V242H194V241H196V240H192V241H190ZM198 239V238H197ZM204 238L203 237H201V240H199L200 242H198V240H197V244H199L201 247H200V249H198L199 247H197V245H195V243L194 244H192L191 245V248H192V250H189L190 248V245L188 246V242L186 243L187 245H182L183 247V249H179V251H181V254H188V252H189V254L188 255H190V257L188 256V255H184V257H183V255H181L182 256V259L184 258V260H185V262L184 263H186V261L188 262V259H189V262H190V260H192L193 261V263H189V264H217L218 262V264H222V263H225V264H229V263H232V261H233V264H235V263H237L238 262V257H240L239 255L237 256L236 255V252H238V251H236L235 252V259H233L232 258V254L230 255L229 254V256H227V254L228 253H232V251H233V249H235V247L236 246H234L233 244L232 245H230V244H225V246H223V245H221V246H218V249L221 247V249L222 248H224V249H222V250H220L218 253H217V255L215 254V252H214V254L215 255H212V257L210 258L208 255V257L207 256H203L204 254L203 253H205V251H206V248L204 249V251H203V245H205V244H207V246H205V247H208V249H207V253H208V250L209 251H211L212 250V248L214 247H212L211 248V246L213 245L212 244V242L210 243V244H208V242L206 243L204 240H203ZM209 239H207V241L209 240ZM212 239V238H211ZM214 239V238H213ZM217 239H219V238H216V239H214L216 242H217ZM21 240V241H20ZM32 240H33V243H32ZM54 240V241H53ZM90 240V239H89ZM96 240V239H95ZM158 240V239H157ZM228 240V239H227ZM48 241V242H47ZM70 241V242H69ZM125 241V242H126ZM137 241H138V239H137ZM142 241V240H141ZM169 241V242H168ZM173 241V242H172ZM178 241H179V239H178ZM202 241V242H201ZM84 242H86L85 244H89V246H86V247H84ZM109 242L111 243V242H114V243H116V244H109ZM134 242V241H133ZM155 242V243H154ZM166 242V243H165ZM168 242V243H167ZM175 242V243H174ZM180 242V241H179ZM178 242V243H179ZM183 242V243H184ZM218 242L220 243V239L218 240ZM222 242V241H221ZM225 242L227 243V241H226V239H225ZM7 243V244H6ZM118 243V244H117ZM130 243H128V242H126V243H124V244H127L126 245V249H125V252L124 253H128V255H131V256H133L134 255V253H135V255H136V253L138 254V253H140V251H142V252H144L145 250L146 251H150L149 250V248H147V246H145V244H143V245H140V246H142V247H140L139 245L138 246H136L135 247V243L134 244H131V245H133V246H131V249H130V247H128L129 245L128 244H130ZM142 243V242H141ZM182 243V244H183ZM201 243H203V245H201ZM213 243H214V241H213ZM223 243V242H222ZM221 243V244H222ZM229 243H230V241H229ZM8 244H9V247H8ZM122 244V245H121ZM121 246H123V243L121 242ZM157 244V245H156ZM177 244V243H176ZM180 244H181V242H180ZM216 244V243H215ZM5 245H7V246H5ZM79 245V246H78ZM97 245H100V247L98 246L97 247ZM117 245V246H116ZM119 245V246H120ZM179 245V244H178ZM193 245H195L196 247H197V249H196V252L197 253H199L198 255L196 254L195 255V257H194V255L193 254H190V253H193V250L195 251V248H194V246ZM209 245H210V247H209ZM218 245V244H217ZM216 245V246H217ZM220 245V244H219ZM231 246V247H229V246ZM33 246H35V248L33 247ZM77 246H78V248H77ZM102 246V247H101ZM115 246V247H114ZM119 246H118V248H119ZM145 246V247H144ZM148 246V247H149ZM159 246V245H158ZM181 246V245H180ZM179 246V247H180ZM223 246V247H222ZM233 246V247H232ZM32 247V248H31ZM90 247V248H89ZM92 247H93V249H92ZM112 247V250L110 249ZM144 247V248H143ZM163 247H162V249H163ZM229 249H228V248ZM115 248V249H116ZM118 248H117V250H118ZM128 248H129V250H128ZM135 248H137V250H135ZM138 248H141V249H138ZM143 248V249H142ZM147 248V249H146ZM166 248V247H165ZM178 247H176V249H177ZM181 248V247H180ZM32 249H34V250H32ZM35 249H36V252H34L35 251ZM120 249H121V247H120ZM119 249V250H120ZM132 249H134V250H132ZM145 249V250H144ZM159 249H160V247H159ZM172 249V248H171ZM214 249H215V247H214ZM232 249V250H231ZM16 250V251H15ZM82 250V251H81ZM107 250H108V252H112V253H110V255H109V253L107 254ZM118 250V251H119ZM128 250V251H127ZM175 250V249H174ZM217 250V249H216ZM18 251H20V252H18ZM26 253H24V252ZM39 251V253H37ZM106 251V252H105ZM123 251H124V249H123ZM127 251V252H126ZM129 251H130V253H129ZM146 251H145V253H146ZM169 251V250H168ZM177 251V250H176ZM182 251H186V253H183ZM14 252H15V255H14ZM122 252V251H121ZM132 252V253H131ZM142 252L140 253V256L141 255H143L142 254ZM220 252H221V254H220ZM17 253V254H16ZM21 253V254H20ZM32 253H35L34 254V256L33 257H39V255H40V258H38L36 261L34 260V259H32L31 258V254ZM120 253V252H119ZM173 253H174V251L172 252V256H173ZM176 253H178V252H176ZM210 253V255H211V253H213V251H211V252H209ZM208 253V254H209ZM107 255V257H106V255ZM148 254V253H147ZM179 254V253H178ZM18 255V256H17ZM19 255H20V257L21 256H23V257H21V259L18 261L17 259H19ZM102 255H103V257H104V255H105V257L104 258H102ZM112 255V256H111ZM193 255V257H192V259H191V256ZM131 256H129V257H131ZM144 256V255H143ZM187 256V257H186ZM198 258H201L200 260H197V257ZM221 256V259L222 260H220V258H218V257H220ZM225 256H226V258H225ZM18 257V258H17ZM89 257V258H88ZM101 257V258H100ZM108 257H110V258H108ZM175 257H178V259L177 260H179L180 261V263L181 264H183V260L181 261L180 260V258H179V256L178 255H175ZM222 257H224V258H222ZM228 257V258H227ZM231 257V258H230ZM234 257V256H233ZM8 258V259H7ZM13 260V261H11V259ZM94 258V259H93ZM106 258V260L104 261V259ZM193 258H195V261H194V259ZM206 258V259H205ZM16 259V260H15ZM187 259V260H186ZM219 259V260H218ZM227 259V262H224V260H226ZM34 260V261H33ZM203 260V261H202ZM206 260H208V261H206ZM213 261V262H211L210 263V261ZM230 260V261H229ZM234 260H237V261H235L234 262ZM6 261V262H5ZM41 263H40V262ZM94 261V262H93ZM197 261H199V262H197ZM218 261V262H217ZM4 262V263H3ZM9 262V263H8ZM44 262V263H43ZM91 262V263H90ZM18 264H20V263H18ZM187 264V263H186ZM237 264H239V263H237Z\"/></svg>",
	"mask_w": 264,
	"mask_h": 264
}]
</instances>
